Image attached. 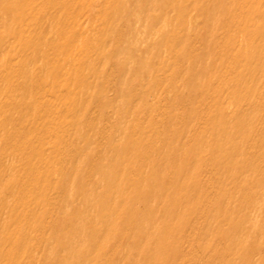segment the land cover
<instances>
[{"label": "bare ground", "instance_id": "obj_1", "mask_svg": "<svg viewBox=\"0 0 264 264\" xmlns=\"http://www.w3.org/2000/svg\"><path fill=\"white\" fill-rule=\"evenodd\" d=\"M0 264H264V0H0Z\"/></svg>", "mask_w": 264, "mask_h": 264}]
</instances>
